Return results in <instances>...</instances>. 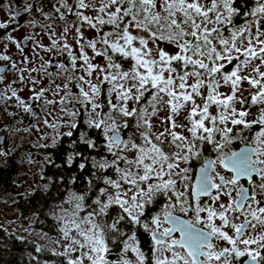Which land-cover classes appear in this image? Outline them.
<instances>
[{"label": "snow or ice", "instance_id": "obj_1", "mask_svg": "<svg viewBox=\"0 0 264 264\" xmlns=\"http://www.w3.org/2000/svg\"><path fill=\"white\" fill-rule=\"evenodd\" d=\"M0 8V109L57 169L41 191L66 192L52 264H264V0Z\"/></svg>", "mask_w": 264, "mask_h": 264}, {"label": "trees", "instance_id": "obj_2", "mask_svg": "<svg viewBox=\"0 0 264 264\" xmlns=\"http://www.w3.org/2000/svg\"><path fill=\"white\" fill-rule=\"evenodd\" d=\"M4 3L22 4L23 0H4ZM26 19L27 16H22L20 24H23ZM4 34V30H0V36ZM58 155L57 163H61L64 156L61 153H58ZM36 157L34 164L37 166L32 165V167L38 168L40 185L36 187L33 196L22 197L21 195L15 203L23 221L22 232L30 237L24 236L27 242H22L17 239L18 236L0 228V264H33L31 257L32 255H37L34 252V245L38 244L37 240H40L39 242L43 243L40 245L49 250L46 254H39L41 256V264H44L45 261L52 264L56 259L51 256L50 250L56 247L53 241L57 239L58 229L56 221L48 215V211L53 206V203H59L60 199L66 196V192L63 189L57 191L55 187H50L48 193L41 191L43 185L47 182L46 177H51L57 169L42 168L40 159L44 158V155L36 154ZM22 161L23 155H19L17 158L9 157L4 164H0V193L14 190L15 174L20 165H25ZM42 176L45 178L42 179ZM29 221L33 223L29 224ZM24 229H28V231H24ZM31 232L33 235L30 234ZM43 234H47V237L42 239L41 236ZM141 238L143 239V237Z\"/></svg>", "mask_w": 264, "mask_h": 264}, {"label": "rangeland", "instance_id": "obj_3", "mask_svg": "<svg viewBox=\"0 0 264 264\" xmlns=\"http://www.w3.org/2000/svg\"><path fill=\"white\" fill-rule=\"evenodd\" d=\"M8 10L5 8H0V21H7L8 20ZM30 19L27 17L26 20H24V23L22 25H25L24 27L19 28V30L15 33H13L14 36H16L18 39L24 37L25 35L29 34L32 29L27 26V20ZM11 29H9L10 31ZM38 30V29H37ZM89 38L93 37L95 33L93 31H88L85 33ZM46 40V38H45ZM69 42L72 43L71 38H69ZM11 51L15 53V48L12 47ZM14 78V74L8 73L5 78V84L10 82ZM3 85H0V88H2ZM19 87V85H17ZM245 89H248L249 86L247 84H244L243 86ZM222 92H229V87L224 86L221 88ZM254 91V90H253ZM21 95L27 97L28 92L25 91L21 93ZM245 96H249V93L247 91L244 92ZM250 100V96H249ZM237 108H239V104L236 105ZM261 106H253L250 111L251 115L248 117V119H254L257 115H259ZM11 110V109H10ZM166 112H161L159 114V117L166 116ZM184 115H181L179 117L180 122H184ZM159 117H157L153 123L154 125H157L159 127H162V125L159 124ZM31 121L25 119L23 124H17L16 121L11 120L3 111L0 109V139L2 137H5L7 140V143H5V139H3L4 143L0 144V150H8L10 149L11 152L7 159L9 157H19V155H23V161L25 165H20L18 168L17 173L15 174V188L14 190L7 191L5 193H0V228L4 229L5 231H8L16 236H26L30 237L28 235H25L24 232H22L23 229V221L20 216V213L18 212L15 203L18 201V198L25 192H30L36 189L38 185H40V177L38 175V168H33L32 165L37 166L36 164L32 163L29 164L28 161V155L31 153V157L33 160H35L36 154L44 155L43 149H37L33 148L32 144L36 142L37 140V134L34 132L25 133L22 131L23 128L27 127L28 124H30ZM5 125L10 126L11 128L19 127L21 129L20 132L10 131L5 128ZM44 158L40 159L41 166L43 165ZM5 163V158L0 157V164ZM39 167V166H38ZM29 224H32V221L28 222ZM31 235L32 232L30 233ZM40 240H37L36 242L38 244H43L39 242ZM45 245V244H44Z\"/></svg>", "mask_w": 264, "mask_h": 264}, {"label": "flooded vegetation", "instance_id": "obj_4", "mask_svg": "<svg viewBox=\"0 0 264 264\" xmlns=\"http://www.w3.org/2000/svg\"><path fill=\"white\" fill-rule=\"evenodd\" d=\"M243 145H240V144H237L235 147H236V150H239V147H242ZM199 165L197 164V167H198ZM246 183V182H245ZM247 186V185H246Z\"/></svg>", "mask_w": 264, "mask_h": 264}, {"label": "water", "instance_id": "obj_5", "mask_svg": "<svg viewBox=\"0 0 264 264\" xmlns=\"http://www.w3.org/2000/svg\"><path fill=\"white\" fill-rule=\"evenodd\" d=\"M0 74H2V73H0ZM3 139H5V137H2V138L0 139V144H3V143H4Z\"/></svg>", "mask_w": 264, "mask_h": 264}]
</instances>
